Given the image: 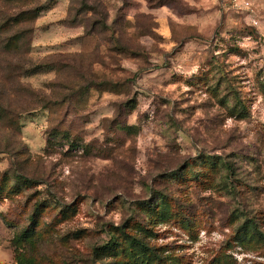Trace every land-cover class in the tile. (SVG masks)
I'll use <instances>...</instances> for the list:
<instances>
[{"label": "rangeland", "instance_id": "374dc122", "mask_svg": "<svg viewBox=\"0 0 264 264\" xmlns=\"http://www.w3.org/2000/svg\"><path fill=\"white\" fill-rule=\"evenodd\" d=\"M251 2L0 0V264H264Z\"/></svg>", "mask_w": 264, "mask_h": 264}, {"label": "trees", "instance_id": "16d2710c", "mask_svg": "<svg viewBox=\"0 0 264 264\" xmlns=\"http://www.w3.org/2000/svg\"><path fill=\"white\" fill-rule=\"evenodd\" d=\"M43 9L44 7L40 5V6H35L33 8H29L26 10H22L18 12L17 14L13 15L9 20L1 23L2 25L0 27H5V29H8V27L10 28L11 25H17L24 21H32L40 12L43 11ZM21 39H22V34L16 33L8 38V41L4 44V46L9 49L18 48L19 42ZM39 70H40L39 68L34 67L33 69L27 70L26 73L33 74V73L38 72ZM18 178H20L21 181L23 182H29V180L32 181V179H28L27 177H24V176H19ZM131 241L136 243L137 246H139L142 250H146V244L138 237L133 236L131 238ZM115 245H116V242H114V244L112 243L107 244V246L105 247H107V249L109 250H113ZM17 261H18V264H22L20 260H17Z\"/></svg>", "mask_w": 264, "mask_h": 264}, {"label": "built area", "instance_id": "2783aa9c", "mask_svg": "<svg viewBox=\"0 0 264 264\" xmlns=\"http://www.w3.org/2000/svg\"><path fill=\"white\" fill-rule=\"evenodd\" d=\"M224 2L233 10L245 14H249L250 22L257 24V20L254 15V8L252 6L251 0H224Z\"/></svg>", "mask_w": 264, "mask_h": 264}]
</instances>
